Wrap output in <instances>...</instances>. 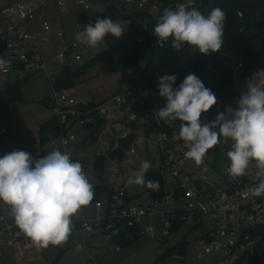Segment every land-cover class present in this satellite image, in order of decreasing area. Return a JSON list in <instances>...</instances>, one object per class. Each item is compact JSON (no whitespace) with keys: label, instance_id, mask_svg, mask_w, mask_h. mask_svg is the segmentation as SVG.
<instances>
[{"label":"rangeland","instance_id":"rangeland-1","mask_svg":"<svg viewBox=\"0 0 264 264\" xmlns=\"http://www.w3.org/2000/svg\"><path fill=\"white\" fill-rule=\"evenodd\" d=\"M2 3L3 0H0V5ZM90 3L97 11L98 16H103L107 5H115L116 14L108 18L119 22L125 28L123 35L116 38L109 34L96 47L80 43L70 53L69 58L57 60L54 63L49 62L47 72L38 71L26 74V80L20 84L22 98L10 101L6 107L0 104V108H6V111L0 116V129L7 128V132L0 135V157L14 150L28 151L32 156L39 157L57 149L65 152L60 135L44 142L40 139L41 124L54 115L47 99L54 89L52 80L63 70L65 65H69L72 69L84 66L74 80V84L67 87L69 96L76 101L77 105L86 101L90 103V106H95L113 97L123 96L141 75L144 62L128 70L105 72L100 63L91 59L103 50L109 49L134 29H146L152 18L138 13L136 8L126 5L122 0H91ZM194 6L198 8L196 4ZM63 9L65 12H62ZM83 11L84 8L78 3V0H66L64 7L52 0L39 10L43 22L50 25V31L43 30L42 22L33 20L28 23L35 26L36 32L33 34L39 38L50 37L57 29L65 33L63 39L53 37L48 42L37 41V45L45 55L46 62L60 52L64 44L76 41V34L86 26L82 21ZM137 36L139 40H145L143 33H138ZM85 47L86 51H84ZM192 50L195 51L194 48ZM75 53L82 54V58L75 60ZM113 55L117 57L118 52H114ZM263 71L264 63L254 67L250 76H247L250 84H257ZM14 79H17L15 74L10 76V80ZM247 85L240 83L236 88L244 92L247 91ZM6 87L7 84L0 72V92H3ZM261 88H264V82L261 84ZM227 106L236 107L235 100ZM79 110L85 111L80 107ZM115 113L125 117L129 112L116 109ZM146 121L147 118H141L133 128L127 126L120 131L136 135L132 144L135 152L122 154V165L134 169L133 173L126 174L127 181L134 176L144 161H148L151 165L148 171H157L161 161L156 133L153 132L149 135L146 133ZM102 126L101 120H96L88 126H81L75 121L68 128L65 125L62 128L63 132L67 129V136L75 135V140L66 149L73 157V161H79L82 164L92 185L102 181L106 183L108 180V173L105 172L100 178L94 166L96 155L102 151L101 142L104 139V135L101 133ZM231 143V140L221 137L220 142L206 154L208 162L204 160L202 166L208 167L212 164L213 170H220L229 165L227 152L231 148ZM79 144L82 146L79 147ZM192 170L196 174L201 173L195 166ZM128 192L132 195L133 204L153 206L152 196L146 186L128 185ZM101 201L104 205L107 203L106 198H102ZM178 205L177 202L172 201L168 204L155 206L154 212L142 217L139 223L140 235L126 243H118L100 229L99 222L91 220L90 224L94 226V231L87 232L71 225L72 231L63 244L37 247L15 226L10 208L0 202V264H230L222 254H204L198 247L200 235L212 227V222L209 220H204L202 225L185 221L181 226L169 230L168 234L159 212L173 210L178 208ZM91 206V204L86 206L87 216L97 214ZM100 214L104 215V210ZM12 226L14 229L10 231L9 228ZM150 228L153 230L152 235L148 233ZM17 235L19 237H16Z\"/></svg>","mask_w":264,"mask_h":264},{"label":"built area","instance_id":"built-area-1","mask_svg":"<svg viewBox=\"0 0 264 264\" xmlns=\"http://www.w3.org/2000/svg\"><path fill=\"white\" fill-rule=\"evenodd\" d=\"M49 1L52 0H14L0 8V40L3 43L1 58L7 61L5 66L0 67V72L6 84L11 81L10 76L14 74L17 79H23L26 74L38 71L47 72L49 62L54 63L57 60L69 58L70 53L79 46L80 43L77 40L64 44L62 50L46 62L45 55L37 45V41L48 42L51 37L39 38L26 28V23L35 19L42 20L39 10ZM55 1L61 7L66 5V0ZM122 1L156 21L163 14L164 9H175L178 4L184 2V0ZM90 2L91 0H78V3L84 8L83 12L90 16L84 22L85 25L94 24L95 20L91 16L97 14ZM62 12H65V9ZM238 16H243L241 10L238 11ZM42 27L45 32L51 30L47 22L42 21ZM53 36L56 39H63L65 33L57 29ZM84 51H86V47ZM81 58L82 54H74L75 60ZM239 67H242V64H239ZM263 82L264 71L260 81L252 85L261 87ZM246 84H250V82L247 80ZM67 89L54 88L48 96L53 114L59 120L60 125H65L68 128L75 121L81 126L91 125L96 120L103 122L101 128V133L104 135L101 142L102 151L96 157H104L103 174L108 173V180L104 185L109 192L92 204L97 212L96 215L87 216L82 213L76 219L81 230L94 231L95 228L90 224V221L95 220L99 222L98 226L101 230L110 237H114L120 233L122 221L126 220L129 225L139 226L142 217L154 212L155 206L175 201L179 204L178 208L159 212L168 234L175 223L191 221L196 225H202L204 220H209L212 222V227L200 235L198 243L202 253L222 254L230 264H236L244 254L253 249L257 240L254 232L264 225V196L256 197L251 193V189L258 183L255 176V162L250 164L244 176L238 178H233L228 174V165L220 170H213V165L210 164L207 167L208 171L204 172L202 165L198 167L194 161L185 159L184 153L188 149L184 147V142L177 136L179 126L173 131H168L162 127L163 120H159L155 114L153 124L146 121L145 128L153 126L151 133L155 132L157 136L161 155L157 170L160 175V193L151 195L153 206L133 204L128 193L126 174L133 173L134 169L130 166H123L122 156L117 153L122 148H124V153L135 152L132 144L136 135L120 131L127 126L133 128L138 124V120L145 119V116H139L128 104L127 93L90 106V103L86 101L77 105L76 101L69 96ZM3 98L4 93L0 92L1 105ZM79 107L85 111H80ZM115 108L120 111L127 110L129 113L125 117L118 116L115 113ZM3 110L4 108H0V114ZM144 110L147 115L148 110ZM153 112L155 113V111ZM66 130L60 134L61 144L73 160L66 148L75 140V135L67 136ZM6 132L7 128L0 129V135ZM132 135L134 139L127 147H124L123 142ZM204 160L208 162L206 156ZM193 166L197 167L201 173L196 174L192 170ZM102 198L107 199L105 205L101 201ZM102 210H104V215L100 214ZM11 229L14 227L9 228L10 231ZM148 233L152 235V228L148 230Z\"/></svg>","mask_w":264,"mask_h":264},{"label":"clouds","instance_id":"clouds-1","mask_svg":"<svg viewBox=\"0 0 264 264\" xmlns=\"http://www.w3.org/2000/svg\"><path fill=\"white\" fill-rule=\"evenodd\" d=\"M225 20V12L219 7L206 17L194 6V0H184L175 9H164L153 35L161 43L171 38L176 51L187 45L207 55L223 46ZM124 31L119 22L105 17L86 25L75 39L96 47L107 35L120 38ZM6 64L0 58V67ZM176 81L177 76L168 73L158 77V94L166 103L157 116L167 125L180 122L177 136L188 149L185 159L199 167L221 137L231 140L228 174L242 177L255 162L258 183L251 193L264 196V88L248 84L247 91L235 100L236 107L227 106L214 120L202 121V114L218 103L216 95L195 74L189 73L174 87ZM150 167L144 161L127 184L158 190V181L145 179ZM202 171L207 172V167ZM93 197V185L82 164L73 161L67 152L57 149L34 159L28 151L14 150L0 157V202L10 208L15 226L37 247L66 242L72 231V217Z\"/></svg>","mask_w":264,"mask_h":264},{"label":"trees","instance_id":"trees-1","mask_svg":"<svg viewBox=\"0 0 264 264\" xmlns=\"http://www.w3.org/2000/svg\"><path fill=\"white\" fill-rule=\"evenodd\" d=\"M194 4L197 5V10L206 17L217 7L225 12L224 44L218 52L204 55L198 50H192L187 45L183 50L176 51L171 46V38L167 42L161 43L153 35L154 27L158 21L152 18L146 29H134L109 49L103 50L91 59L100 63L105 72L128 70L144 62L141 75L126 93L128 94V104L139 116H145L149 123L153 124L154 115L166 103L165 99L158 94L159 76L166 73L176 75L177 81L174 87L178 86L189 73L199 77L217 97L218 103L201 117L202 121H211L215 119L218 112L224 111L227 105L239 98L242 90L236 86L240 83L246 84L247 76H250L252 69L264 63V0H194ZM239 10L243 13L242 17L238 16ZM83 13L82 21L85 22L90 16L86 12ZM138 13L146 15L141 11ZM103 17L110 16L105 14L91 16L95 21L103 19ZM138 33H143L145 40H139ZM114 52H118L117 57H114ZM2 53L3 43L0 40V58ZM239 64H242V67H239ZM83 67L72 69L69 65H65L63 70L53 78V87L62 89L72 86ZM26 78L14 79L7 83V87L3 91V106L6 107L10 101L22 98L20 84ZM144 109L148 110L147 115ZM179 123L176 121L172 125H167L163 121L162 127L173 131L179 126ZM62 128L57 117L53 115L52 118L41 124L40 139L42 142L55 139L60 135ZM152 131L153 126L146 128L148 135ZM133 139L134 136H130L123 142V146L127 147ZM123 153L124 148L117 154L122 156ZM33 158L36 159L39 156L34 155ZM94 166L97 175L101 178L104 172V157H96ZM145 179L160 183L158 171H148ZM93 192L94 197L89 204H93L95 200L106 193L108 194L109 191L102 181L93 185ZM149 192L151 195H155L157 192L160 193V189H149ZM182 224L175 223L170 230ZM120 226V233L112 237L118 243L132 241L140 235L139 226L129 225L126 220L122 221ZM254 233L257 236L255 246L244 254L236 264H264V225L256 229Z\"/></svg>","mask_w":264,"mask_h":264},{"label":"crops","instance_id":"crops-1","mask_svg":"<svg viewBox=\"0 0 264 264\" xmlns=\"http://www.w3.org/2000/svg\"><path fill=\"white\" fill-rule=\"evenodd\" d=\"M12 1H14V0H3V3H2V5H0V8L1 7H3V6H5V5H7L8 3H10V2H12ZM41 14V13H40ZM41 16H42V14H41ZM37 22H42L43 21V19L42 20H40V19H35ZM34 20V21H35ZM33 21V20H32ZM29 22H27L26 23V28L28 29V30H30L32 33H35L36 31H35V26L33 27V25L30 23V24H28ZM51 38H53L54 36L52 35V36H50ZM82 146V144H79V147H81ZM129 193V192H128ZM129 197H130V199H131V197H132V195L131 194H129ZM92 205V204H91ZM92 208H93V205L91 206ZM82 213H87V207L86 206H83L80 210H79V212L75 215V216H73L72 217V225H74L75 227H77L78 229H80V227H79V225H78V223H77V221H76V219L82 214ZM87 215V214H86ZM81 230V229H80ZM20 235V234H19ZM19 235H17L16 237H19Z\"/></svg>","mask_w":264,"mask_h":264},{"label":"water","instance_id":"water-1","mask_svg":"<svg viewBox=\"0 0 264 264\" xmlns=\"http://www.w3.org/2000/svg\"><path fill=\"white\" fill-rule=\"evenodd\" d=\"M104 14L106 16H114L116 14V7H115V5H107Z\"/></svg>","mask_w":264,"mask_h":264}]
</instances>
